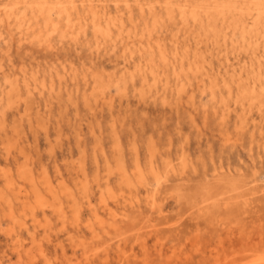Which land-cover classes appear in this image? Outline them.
<instances>
[{"label": "rangeland", "instance_id": "374dc122", "mask_svg": "<svg viewBox=\"0 0 264 264\" xmlns=\"http://www.w3.org/2000/svg\"><path fill=\"white\" fill-rule=\"evenodd\" d=\"M36 1L31 0L30 3L35 6ZM1 4H7V2L0 0ZM77 4L80 7L81 1L78 0ZM100 4L107 5V14L116 17L117 23L124 21L127 26L131 24L128 20L129 13L126 6L116 10L115 0H101ZM129 4L134 9L136 24H140V27H143V23L150 24V19L145 18L148 15L145 1H142L138 7L134 0H129ZM141 6H144L146 15L140 12ZM87 11L88 9H80V16H86ZM74 17L77 18V14H74ZM36 28L37 33L42 32L41 37L45 39V32L42 30L44 28L43 19H40ZM176 29L172 22L169 31L165 34L170 35ZM92 32L94 29L91 27L86 35H82L77 42H73L66 31L63 38L55 37V40L53 38L54 49L52 50L42 42L43 39L36 42L28 41V44L25 43L24 47L19 48L17 27L1 28L0 119H4L6 125L4 126L5 132L0 128V171L3 170V173L0 172V200L3 199L2 196H5L4 199L7 198L6 196H12L11 187L8 191L9 186L6 184L5 175L10 176L11 174L10 177L15 185L18 183L29 188V180L26 177V180H23L28 164L23 165L28 161L33 162L32 167L37 180L45 176L46 172L52 178L61 173L60 175L68 180L73 189H76L77 185L74 177H78L73 167L77 165L78 169L80 164H83L91 179V190L94 192L93 202L96 208L102 209L98 202L101 187L92 180L97 179L96 176L102 181L106 178L102 176V174L106 175L107 166L101 148L105 149L111 165L114 168L116 166L114 154L110 149L113 143L111 128L115 125L122 138L128 166L131 167L132 163L130 143L137 142L144 156L143 146L154 141L162 152H166L172 144V154L169 156L176 163L178 153L186 145L189 154L192 158L194 157L193 163L197 168L196 170L189 169L186 173L176 177L172 176L164 188L156 194L155 203L147 201L149 195L144 189L134 193L126 188L121 192V185L114 184L118 195L124 196V199H120L119 210L130 206L131 202L136 199H139V202L135 204L139 208L130 210V222L122 225L121 235L106 238L108 243L98 246L99 253L104 249L109 253L106 264H264V151L260 148L264 145V139L260 140L259 137L252 139L251 133L248 132L236 137L234 126L230 124V136L234 140L224 144L218 119L212 114H209L207 120L204 118L202 105L208 104V107L210 105L206 97L198 101L199 109L196 114L198 129L192 127L190 111L186 106H181L180 111L177 112L169 105L162 104L160 100H150V94H147L146 100L139 102V92H134L130 86L125 99L112 83L108 85L107 95L113 99V108L97 107L95 109V100L90 99L95 109L94 113V109L91 110L84 103L82 93L89 95L93 91L94 75H101L104 79L115 74L116 78L120 77L125 57L120 43L116 47L111 43L106 44L97 51L95 49L96 37ZM115 33L114 41L119 35ZM12 35H14V41H12ZM9 45L12 46L10 50ZM216 66L220 67V63ZM2 67L4 72L12 75L11 79L6 77L7 74L1 70ZM37 68L41 71L40 75L47 77L48 83L51 79L54 80L57 91L60 88L58 86L59 74L66 72L67 78L64 82H67L61 87L68 91L75 88L73 84L77 81L69 77L76 71L80 82L79 96L81 98L78 100L80 108L77 113L66 95L62 100L64 108L61 110L58 101L51 99L48 92L41 99L37 96L33 105L41 106L43 113L40 118L43 119L38 120L33 115L35 119L32 116L31 122L34 129L31 130L28 117L24 114L16 121L17 118L13 115L16 104L9 106L2 95L10 90L15 74L20 80H23L25 76L28 80V75L31 77L32 71ZM86 75H88V81L85 82L84 76ZM38 86L35 81L31 80V89ZM48 104L50 109L52 107L51 112L45 107ZM24 109L26 107L22 103L23 113ZM209 112L212 113V109L209 108ZM39 124L41 127L38 126ZM6 133L7 137L4 136ZM4 138L7 140L4 141ZM236 140L238 141L235 143ZM22 144L24 149L20 148ZM8 152L11 153L9 156H7ZM82 158L86 159L82 160ZM212 159L218 165H223L224 170L221 174L214 173ZM20 164L25 169L20 168ZM96 164L99 170L95 169ZM6 170L11 173H7ZM56 172L58 175H55ZM43 180L42 183H44ZM14 204L15 216H22V207L15 202ZM81 208V222L83 223L81 228L85 233L76 235L74 241L80 238L83 240L92 238L85 224L94 225L98 229L91 207L82 201ZM9 211L10 208L2 202L0 205V258L5 264H30L26 253L22 256L23 260H20L12 250L14 246L8 236L10 232L7 230H11L13 226L16 232L19 225L11 223L13 221L8 217ZM38 213L39 225L44 226L45 224L46 227L48 221L49 227L51 226L53 242L44 241V247H46L52 264H69L68 260L74 261L75 264H103V254L99 256L100 258L92 257V261L86 263L81 249H75L73 242L70 241L71 234L68 233L69 230L73 234L71 229L75 224L73 225L68 220V230L64 231L62 222L55 215L49 214L46 220L40 210ZM27 216L25 220L28 226L32 225L31 213L29 214L28 211ZM69 218L74 221L71 213ZM21 220H23L22 217ZM41 229L42 227H39V234L43 237ZM20 236L28 249L30 241L28 232L22 230ZM126 238H128V247L118 258V242ZM37 250L34 249L33 252ZM36 260L37 264H45L39 256Z\"/></svg>", "mask_w": 264, "mask_h": 264}, {"label": "bare ground", "instance_id": "6f19581e", "mask_svg": "<svg viewBox=\"0 0 264 264\" xmlns=\"http://www.w3.org/2000/svg\"><path fill=\"white\" fill-rule=\"evenodd\" d=\"M5 1L7 4L0 5V30L16 26L20 41L17 44L19 48L24 47L25 43L28 44V41L36 42L44 38L41 37L42 32L37 33L36 31L40 19H43L44 28L42 30L45 32V39L42 42L52 50L54 49L53 38L54 40L55 37L63 38L67 31L70 39L77 42L82 35L87 34L86 32L91 27L94 29L92 33L96 37L95 49L97 51L101 49V46L109 43L114 47L118 43L122 45L125 58L120 77L116 78L115 74L104 79L101 75H94L93 91L89 95L82 93L84 103L91 110L94 108L90 99L95 100V109L97 107L113 108V99L107 95V88L111 83L125 99L130 86L134 92H139V102L146 100L147 94H150V100H160L162 104L169 105L177 112L180 111L181 106H186L190 111L192 127L198 129L196 121L199 109L198 101L206 97L210 105L209 107L208 104L202 105L204 118L207 120L209 114H212L218 119L221 139L224 144L234 140L230 136V124L234 126L236 137L248 132L251 133L252 139H256V137H259L260 140L264 139V0H134L137 7L142 4V1L146 2L148 15L144 13V6L140 7V12L152 22L149 21L150 24L143 23V27L136 24L137 20L133 15L134 9L130 7L129 0H115L116 10L124 6L128 8V20L131 23L129 26L124 21L117 23L116 17L107 14V5H101V0H80V7L77 4L78 0H37L35 6L30 3L31 0ZM80 9H88L86 16H80ZM74 14H77V18L74 17ZM172 22L177 29L167 35L165 33L169 31ZM115 32L119 35L114 41ZM13 39L14 35H12V41H14ZM11 47L9 45V50ZM218 63H220V67L216 66ZM38 68L32 71L31 77L28 75V80L27 76L20 80L15 74L12 82L10 80V90L2 92V96L7 100L9 106L16 104V109L13 112L17 118L16 121L25 114L24 116L28 117L31 130L34 129L31 122L33 115L38 120L43 119L40 118L43 113L41 106L33 105L37 96L41 99L48 92L51 99L54 98L58 101L61 110L64 108L62 100L66 95L67 100L72 103L77 113L80 108L78 101L81 98L79 96L81 93L80 82L76 71L69 77L77 81L76 84H73L75 88L68 91L61 87L63 83L67 82H64V79L67 78L66 72L59 74L58 86L60 88L57 91L54 80L51 79L48 83L47 77L40 75L41 71ZM3 73L7 74L4 70ZM6 77L11 79L12 75L7 74ZM31 80L39 86L31 89ZM84 81H88V75L84 76ZM100 96L101 99H99ZM22 103L26 107L24 113L21 111ZM45 107L47 111L50 109L49 104ZM209 108L212 109V113L209 112ZM5 112L7 111L5 110ZM4 122V119H0L2 131L6 125ZM38 126L41 127L40 124ZM111 130L113 143L110 149L114 154L116 166L114 168L111 165L105 149L101 148L107 166V173L102 176L106 178L102 181L96 176L97 179L92 180L101 187L98 202L102 209L96 208L93 202L94 192L91 190V179L83 164H80L78 169L77 165L73 167V171H76L78 176L74 177V182H77L76 189L70 186L68 180L60 175L61 173L58 175V170L55 174L58 176L55 178L43 171L45 176H42L40 181L37 180L32 167L33 162L29 161L23 165L28 164V168L26 167L28 172H24V179L21 178L29 180V188L18 183L15 185L10 177L11 174L9 176L4 173L5 176H3L9 187L5 186L8 187V191L11 189L12 196H6V199H4L5 196H2L0 205L3 202L10 208L9 216H7L12 219L13 225L14 223L19 225L16 232L13 226L11 230L7 231L10 232L8 236L14 246L12 250L20 260L26 253L30 264H37L38 256L45 264L53 263L48 257L46 247H44V241L53 242V234L48 221L46 227L45 224L44 226L43 224L39 225L38 211L40 210L45 219L49 214L55 215L62 222L64 231L68 230L67 223L69 221L73 225L75 224L71 229L73 234L68 230V233L71 234L70 241L73 242L76 250L81 249L82 254L85 255L86 263H90L92 257H99L102 254V258L105 259L101 258L103 264L108 263V251L104 249L99 253L98 246L107 244L106 238L121 235L122 225L130 222V210L139 208L135 205L139 199H134L135 201H130V206L121 207L122 210H119L120 199H124V196L118 195L114 184L121 185V188L124 187L120 188L121 192L126 188L134 193L144 189L149 195L147 201L155 203L156 194L164 188L172 176L176 177L186 173L189 169L196 170L197 168L193 163L194 157L192 158L189 154L186 145L178 153L176 163L169 156L172 154V144L166 152H162L154 141L143 146L144 156L137 142L133 141L129 144L132 157L130 167L127 165L122 138L117 127L113 125ZM4 136L7 137V133ZM151 137L153 139V136ZM5 140L7 139L4 138ZM20 148L24 149L23 144ZM260 148L264 151V145ZM23 149L21 150L23 151ZM21 150L20 152H22ZM10 154L8 152L7 156ZM112 162L114 161L112 160ZM96 163L98 164L97 160ZM212 163L214 173L221 174L224 170L223 165H218L214 159H212ZM97 164L95 169L99 170ZM23 166L20 164V168H24ZM1 171L3 173L2 169ZM18 175L21 177L20 174ZM41 179H44V183L41 182ZM82 201L91 207L98 229L94 225L85 224L87 232L92 238L85 240L80 238L76 242L74 241L76 235H82L84 232L81 228L83 224L81 222ZM14 202L22 207V216L20 217L15 216ZM27 211L29 214L31 213L32 217V225L29 226L25 220L28 217ZM70 213L74 221L70 220ZM39 227H42L43 237H40ZM22 230H26L30 238L28 249L20 236ZM118 243L119 258L128 247V238L120 239ZM34 249H38L37 252H33ZM63 252L65 251L63 250ZM2 260L0 258V264H5ZM68 261L69 264H75L72 260Z\"/></svg>", "mask_w": 264, "mask_h": 264}]
</instances>
